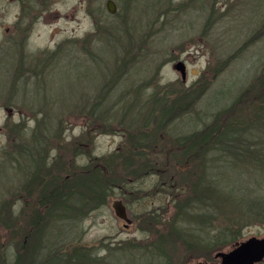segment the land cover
<instances>
[{
	"label": "rangeland",
	"instance_id": "374dc122",
	"mask_svg": "<svg viewBox=\"0 0 264 264\" xmlns=\"http://www.w3.org/2000/svg\"><path fill=\"white\" fill-rule=\"evenodd\" d=\"M112 1L0 0V264H183L178 243L264 236V170L179 140L259 112L264 0ZM34 135L53 181L34 175ZM174 149L205 153L178 175ZM208 162L218 180L192 200ZM64 182L70 205L46 209Z\"/></svg>",
	"mask_w": 264,
	"mask_h": 264
},
{
	"label": "trees",
	"instance_id": "16d2710c",
	"mask_svg": "<svg viewBox=\"0 0 264 264\" xmlns=\"http://www.w3.org/2000/svg\"><path fill=\"white\" fill-rule=\"evenodd\" d=\"M256 83H259V87L255 86ZM252 86L254 88L253 90H255L254 92L258 93L257 97L259 96V103H260L259 112L256 113L253 121L249 122L247 126H240V124H238L237 121H234V119L233 120L228 119L227 121L219 120V124H217V126H215L214 128H210V127H213L211 125L207 129H205V131L203 132L201 131L199 133L192 134L190 136H187L184 139L180 138L179 140L182 141L181 142L182 147L184 146L185 148H187L191 146L192 143L199 142L200 148L207 146V152H208L212 149V146H215V144L218 143L224 147H227V148H224V149H228L226 156H230L222 160L225 162L221 161L220 164L234 163V161L227 162V159L231 157H236V158H239L240 161L242 162L246 161V163H249V165L255 168H259L260 170H264V146L261 145L262 142L264 144V134H259V133L256 134L255 138H253L252 145L248 143L244 145L245 147H242V148L238 147V144H242V141H243L242 134L245 131L252 133V131L254 132L255 129L264 127V74L262 76L257 77L255 82L252 84ZM33 138H38V139H34L33 142L31 143L29 147L30 152L32 153L34 157L36 156L39 160V167L38 168L36 167L38 171H36L37 174L35 173L34 175H38L39 180L47 179L49 181H53V178L50 179L52 176L48 177L47 174L45 175L44 173L46 162H48L47 161L48 152H49L48 150H50L49 149L50 146L48 144L49 139H46V137L42 138V136L36 137V135H34ZM205 149H203V152H197V153H194L193 155L191 153H187L186 155H184V157H183L184 152L182 154H179L177 151L178 149L177 150L174 149L172 151V154L173 156H176V159H177L175 162V166H176L175 168L179 170V173L177 174L179 175L183 171L186 172L187 174H191V166H190L191 160H193L196 157V155L198 154L202 155V153H205L204 151ZM235 149H237V151ZM207 156L209 157V154ZM209 164L210 162L205 164L206 167L204 168V170H206V174L203 172V174L199 178V179H202V182H200L199 184L196 183L193 187L192 200L196 199L197 197L204 196L205 191L210 192L209 188L205 189V187L202 186L204 178L206 179L208 178L210 181H214L217 179V173L214 174L211 172L207 174L208 169H210L208 166ZM151 167H156V165L152 164ZM34 175H33V178L35 177L34 179H36L37 176H34ZM103 177H104V172H102L101 170H97V172L94 175V179H96V182H97L95 183V185L99 186L98 183L101 180H103ZM47 180L46 182H48ZM37 182H38V179H37ZM76 186L77 184L75 186L66 185L65 182L61 185L54 184L50 192L51 195H48V203L46 201V205H43V206L47 209L48 205H52V203L55 200L59 203L60 207L63 205L69 206L70 202L72 201V198L74 197V195H76V192L78 191V188ZM189 207H190L189 209H192L193 208L192 204ZM262 211L264 213V208L262 209ZM38 221H40V218L38 219ZM228 232L229 231H223L225 235H227ZM237 233L238 231H233L231 234L236 235ZM229 239H231L232 241H235L238 238L234 237V238H229Z\"/></svg>",
	"mask_w": 264,
	"mask_h": 264
},
{
	"label": "water",
	"instance_id": "95a60500",
	"mask_svg": "<svg viewBox=\"0 0 264 264\" xmlns=\"http://www.w3.org/2000/svg\"><path fill=\"white\" fill-rule=\"evenodd\" d=\"M107 8L111 13L116 12L115 3L112 0L108 1ZM173 67L180 72L182 80L186 81V63L179 61L174 64ZM11 111V109H8V112ZM114 209L118 217L124 219L127 223H130L127 210L121 201H115ZM221 256L223 257L221 264H253L255 261H259L264 257V237H251L243 242L237 249L230 253H221Z\"/></svg>",
	"mask_w": 264,
	"mask_h": 264
},
{
	"label": "flooded vegetation",
	"instance_id": "af4514ba",
	"mask_svg": "<svg viewBox=\"0 0 264 264\" xmlns=\"http://www.w3.org/2000/svg\"><path fill=\"white\" fill-rule=\"evenodd\" d=\"M108 1L109 0H107V3ZM129 220H130L129 225L131 224L133 225L134 224L133 220L130 218ZM245 241L246 240L243 241L235 240V241L211 242V243L210 242L201 243L195 241L181 242L178 243L180 246H183L181 249L174 248V259L181 258L183 260V264H191V262H194L193 264H221L223 260L221 253H225V254L230 253L233 250L240 247L242 243ZM253 264H264V257L259 261H255Z\"/></svg>",
	"mask_w": 264,
	"mask_h": 264
}]
</instances>
